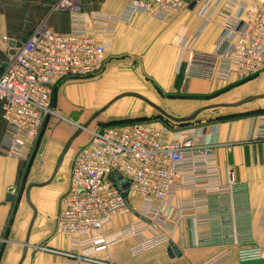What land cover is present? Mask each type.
Listing matches in <instances>:
<instances>
[{
  "label": "built area",
  "instance_id": "1",
  "mask_svg": "<svg viewBox=\"0 0 264 264\" xmlns=\"http://www.w3.org/2000/svg\"><path fill=\"white\" fill-rule=\"evenodd\" d=\"M215 1H200L197 14L203 26ZM124 2L122 16L127 18L142 13L168 20L189 8L183 0ZM228 5L219 45L211 52L190 53L183 82L192 77L243 81L264 71V0H230ZM56 7L68 11L69 30L56 33L42 26L33 31L13 56L8 55L0 72V102L9 137L3 153L24 162L30 160L45 121L54 113V88L65 79L103 69L115 32L112 25L120 20L101 13L87 15L74 0H60ZM0 41L9 43L2 35ZM87 132V140L71 159L69 187L56 216L58 232L71 239V246L61 251L43 248L57 254L59 264H112L102 256L104 251L128 239L136 241L130 255L139 256L166 244L184 220L192 223L197 245L220 248L218 256L234 246L239 262L264 258V245L256 243L252 233L247 184L236 179L232 168L221 177L218 145L202 141L195 128L146 119L88 126ZM181 191L189 195L178 196ZM125 199L131 207L141 200V209H133L137 217L109 228L115 217L130 211Z\"/></svg>",
  "mask_w": 264,
  "mask_h": 264
},
{
  "label": "crops",
  "instance_id": "2",
  "mask_svg": "<svg viewBox=\"0 0 264 264\" xmlns=\"http://www.w3.org/2000/svg\"><path fill=\"white\" fill-rule=\"evenodd\" d=\"M59 1L0 0V35L6 36L9 41L18 42L42 26L56 33H66L69 30V13L56 7ZM74 1L87 15L101 13L120 17L112 25L115 32L108 49L107 64L125 60L132 63L140 74L145 73L150 81V85L144 86L145 92L139 89L129 93H142L140 95L173 117L190 115L198 109L204 96L224 95L233 89L238 90L240 86L262 75L260 72L243 81L234 78L229 82L221 79L209 81L192 77L183 82L190 53L211 52L219 45L225 14L230 10V0L215 1L216 5L205 26L197 14L202 0H183L189 4L188 10L168 20H159L142 13L124 17V0ZM6 46L0 41V68L8 58ZM256 100L261 103L252 113L211 120L191 127L195 128L202 141L218 145L215 154L221 177L225 176L226 169L232 168L236 179L247 184L254 241L264 245V98ZM47 124L49 126L45 125L41 130L29 161L8 157L3 153L9 137L0 102V264H17L22 255L33 217L26 199V189L30 185L28 199L36 216L21 264H59L60 257L43 248L61 251L71 246V239L58 232L56 216L60 210V199L69 187L70 164L74 153L69 161V169H66V152L53 179L47 183L66 144V127L51 122ZM11 187H15L13 198L6 201L7 191ZM188 195L187 191L178 193V196ZM171 203L174 205L175 200ZM132 209H141L140 199L135 200ZM136 217L133 211H129L115 217L109 228L113 229ZM135 242V239H128L113 244L102 256L108 257L112 264H264V258L237 261L234 246L228 247L230 252L222 256H218V247L198 246L192 223L187 220L171 231L166 244L132 257L129 248ZM169 243L176 253L170 250Z\"/></svg>",
  "mask_w": 264,
  "mask_h": 264
},
{
  "label": "rangeland",
  "instance_id": "3",
  "mask_svg": "<svg viewBox=\"0 0 264 264\" xmlns=\"http://www.w3.org/2000/svg\"><path fill=\"white\" fill-rule=\"evenodd\" d=\"M110 64H114V66L110 67ZM110 64L106 62L103 69L94 75L68 78L65 79V83H62L65 80L61 81L55 87L52 94L53 97L51 96L54 113L48 117L43 127L45 125L49 126L47 124L48 122L66 127L67 142L72 133L78 129L79 125H82L97 110L101 109L113 98L123 93H129L131 90L133 92L134 90L138 91L140 89L139 91L144 93V86L150 85L149 79L145 76L146 74L143 72L140 74L132 63L119 60L118 62ZM261 74L254 81L240 86L238 90L233 89L224 95L215 94L207 97L204 96L201 102H199V107L216 103H230L238 101L248 95L264 94V71ZM55 97H57V100ZM257 101L247 102L234 108L204 110L192 121L176 123L164 118L158 111L135 97H122L110 105L89 126L102 127L116 121L127 119H159L175 127H191L195 124H202L211 120H220L226 117H236L252 113L256 111L255 108L258 103H261ZM87 129L83 130L71 143L66 153V169H69V161L72 154L79 145H82L87 140Z\"/></svg>",
  "mask_w": 264,
  "mask_h": 264
},
{
  "label": "water",
  "instance_id": "4",
  "mask_svg": "<svg viewBox=\"0 0 264 264\" xmlns=\"http://www.w3.org/2000/svg\"><path fill=\"white\" fill-rule=\"evenodd\" d=\"M194 3H192L190 5V7L193 6ZM30 34L26 35L21 41H18V42H15V41H9L8 45H9V52H8V55L9 56H13L16 51H17V48L20 47V45L26 41V39L28 38ZM4 66V65H3ZM3 66L0 68V72L3 68ZM122 97H135L141 101H143L144 103H146L147 105H149L150 107H152L153 109H155L156 111H158V113H160L162 116H164V118L166 119H169L170 121H173V122H176V123H184V122H189V121H192L200 112L204 111V110H209V109H214V108H233V107H237L243 103H246V102H249V101H253V100H256V99H259V98H264V94H261V95H249V96H246L238 101H235V102H232V103H216V104H209V105H206V106H203L201 108H198L196 109L195 111H193L190 115L186 116V117H182V118H178V117H173L171 115H169L166 111H164L162 108H160L159 106H157L156 104H154L153 102H151L150 100H148L147 98H145L144 96L140 95V94H137V93H123L115 98H113L111 101H109L106 105H104L101 109L97 110L89 119H87L82 125H79L78 129H76L72 135L70 136V138L67 140L58 160H57V163L55 165V168H54V171L49 179V181L47 183H49L55 173H56V170L58 169V167L60 166L61 162H62V159L65 155V153L68 151L71 143L74 141V139L76 137H78L80 135V133L87 129L88 126L98 117L100 116L110 105H112L116 100L122 98ZM108 179L110 181H114V177L112 174H109L108 175ZM46 183V184H47ZM120 184H122V188L123 189H126L127 188V183L124 181V180H121L120 181ZM32 187V185L28 186L27 189H26V199H27V202L29 203L32 211H33V217L31 219V222L29 224V227H28V231H27V237L25 239V242H24V248H23V251H22V255L20 257V260L17 264H21L24 257H25V254H26V250H27V247H28V236H29V233H30V230H31V227H32V223L34 221V218L36 216V211L35 209L32 207V205L30 204V201L28 199V192L30 190V188ZM14 191H15V187H11L8 189L7 191V196H6V201H11L12 198H13V194H14ZM126 192H124L123 196H125ZM125 205L127 206V208L130 210V211H133L132 207L130 206V204L127 202V200L125 199ZM142 218L143 220L147 221V219L145 217H140ZM169 248L170 250H172L174 253H176V250L175 248L173 247L172 244L169 243ZM169 254H170V251L168 250Z\"/></svg>",
  "mask_w": 264,
  "mask_h": 264
},
{
  "label": "trees",
  "instance_id": "5",
  "mask_svg": "<svg viewBox=\"0 0 264 264\" xmlns=\"http://www.w3.org/2000/svg\"><path fill=\"white\" fill-rule=\"evenodd\" d=\"M142 120H146V119H140V120L127 119V120L116 121L108 125H115V124H121V123L123 124V123L136 122V121H142Z\"/></svg>",
  "mask_w": 264,
  "mask_h": 264
}]
</instances>
